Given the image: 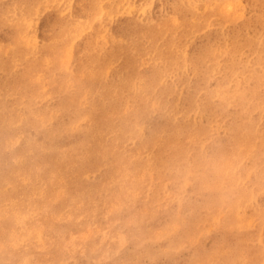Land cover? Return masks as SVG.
<instances>
[{
	"label": "bare ground",
	"instance_id": "1",
	"mask_svg": "<svg viewBox=\"0 0 264 264\" xmlns=\"http://www.w3.org/2000/svg\"><path fill=\"white\" fill-rule=\"evenodd\" d=\"M174 1L0 0V264H264V0Z\"/></svg>",
	"mask_w": 264,
	"mask_h": 264
},
{
	"label": "rangeland",
	"instance_id": "2",
	"mask_svg": "<svg viewBox=\"0 0 264 264\" xmlns=\"http://www.w3.org/2000/svg\"><path fill=\"white\" fill-rule=\"evenodd\" d=\"M174 2H175L174 0H166V4L164 5L165 6L164 11H165L166 14L167 13H171L172 8H174V5H175ZM229 2H230L231 6L233 8H237L238 13H240L242 10H245V18H248V17H250V14L251 15L253 14L252 8L254 6L249 1H247V0H229ZM255 7H258V4ZM261 8L262 7H259L258 9H261ZM263 9H264V5H263ZM242 19H243V16H240L239 20H242ZM233 26L234 25H229L228 29L231 30L233 28ZM215 34L216 33H213V29L207 31L206 34H202L200 37L196 38V42H197L196 45H203L204 43H207L208 40H211V41L215 40V38H216ZM206 199H208V197L207 196H203V201L206 200ZM201 202H202V198H201V196H199V204ZM212 210L217 212L218 217H221V218L223 217V213L219 212L217 205L213 206ZM171 217L176 218V222H173L171 220ZM193 217H194L193 210H191L190 212L180 211L179 213H177V211L175 209H171V213H170L169 216L168 215H164L163 217H160L158 219L157 223H156V225L160 226V229L159 230H155L156 232L157 231L164 232L163 233L164 239H159L156 242V248L161 249L160 250V255L155 261H152V260L144 261V263H142V264H187V261L189 260V258L191 257V255L193 253L190 250L189 247L187 248V246L180 248L179 251H177L172 256L171 259H168L165 256V254H163V253H164V251H165V249L167 247L166 244H168V242L170 241V237H171V239L173 238V234H174L173 230H175L174 226L173 227H169V226L172 225V224H179V225L184 224L185 225L186 223L190 222V220H192ZM218 217L215 216L214 218H211V220H210L211 222L209 221V223L207 222L205 224L206 229L202 230L204 232L207 231V232H205L206 235L201 239V240H204V244L203 245L205 246V248H210L211 247V245H212L211 244V237L219 238V235L216 234L218 232V230L215 229V226L220 224V223H222L223 221L217 220ZM130 224L131 223H129L128 225H125V226H127V230L124 229L122 224H119V225H117V230H120V231L123 232V231H128V228H129L130 231H131V236H137L136 229L133 226H130ZM164 224H166L167 226L164 225ZM203 224H204V222L202 224L198 223V226L202 228ZM104 231L108 232L107 233V236H108L107 238H110L112 236V233H110L109 230H104ZM196 231L197 232L194 234V238L197 237L198 239H200V232L199 231H201V230H196ZM76 232L79 233V234H76V233L72 234L71 238H74L75 242H77L78 244L79 243L83 244L90 237V236H88V234L89 235L92 234L91 230L89 228H84V229L81 228V230H76ZM117 232L119 233V235H118V233H116V235H114V236L117 237V238H120L121 232H119V231H117ZM85 233H86V236L84 235ZM61 237H63V236H61ZM107 242L108 241L105 238H103V244L107 245ZM198 249H200V248H198ZM123 250H125V252H131V250H132L131 244L128 243V245H124ZM201 250L204 252L203 249H201ZM106 251L107 252L110 251V248L108 247ZM105 252L102 253V254H101V252L99 253V255L100 256L102 255V257H100L98 255L99 257L97 256V257H95L93 259L91 258L92 261L87 260L84 257V255H81V258H79L80 259L79 264H92V263H94V264H111V263L107 262V260H106L107 255L105 254ZM118 263L119 264H123L121 261H119Z\"/></svg>",
	"mask_w": 264,
	"mask_h": 264
}]
</instances>
